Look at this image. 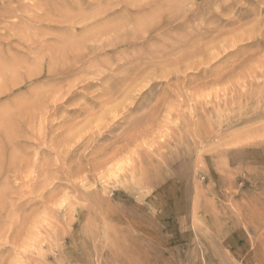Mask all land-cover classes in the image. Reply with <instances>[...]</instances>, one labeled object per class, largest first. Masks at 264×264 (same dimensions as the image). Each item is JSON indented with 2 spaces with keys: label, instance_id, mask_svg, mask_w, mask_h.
I'll list each match as a JSON object with an SVG mask.
<instances>
[{
  "label": "rangeland",
  "instance_id": "374dc122",
  "mask_svg": "<svg viewBox=\"0 0 264 264\" xmlns=\"http://www.w3.org/2000/svg\"><path fill=\"white\" fill-rule=\"evenodd\" d=\"M58 1L0 26L38 74L0 95V264H264V0Z\"/></svg>",
  "mask_w": 264,
  "mask_h": 264
},
{
  "label": "bare ground",
  "instance_id": "6f19581e",
  "mask_svg": "<svg viewBox=\"0 0 264 264\" xmlns=\"http://www.w3.org/2000/svg\"><path fill=\"white\" fill-rule=\"evenodd\" d=\"M19 1L20 0H0V26H2L0 29L3 31V28L6 30V28H7V30H8V27L10 28V29H16V28H19V29H22L23 28V26L25 25V24H23V23H21V21H18L19 19H21V18H19L18 16H17V14H19V12L23 9L24 10V8H26V6H25V4H22V3H19ZM39 1V0H38ZM52 1V0H51ZM58 1V0H57ZM72 1V0H71ZM77 1V0H76ZM75 1V2H76ZM79 1V0H78ZM77 1V2H78ZM81 1V0H80ZM79 1V2H80ZM42 2V1H41ZM40 2V3H41ZM59 2V1H58ZM68 2H69V0H68ZM54 3V2H53ZM63 3V2H62ZM66 3V2H65ZM44 5H45V3H43ZM49 4V3H48ZM59 4V3H58ZM67 4V3H66ZM69 4V3H68ZM39 5H42V4H39ZM39 5H38V7H39ZM56 5V4H55ZM76 5H77V3H76ZM50 6V5H49ZM70 6V5H69ZM101 6V5H100ZM46 7L48 8V5H46ZM28 8V7H27ZM71 8H74V7H71ZM179 8V7H178ZM30 9V8H29ZM63 9V8H62ZM101 9V8H100ZM27 10V9H26ZM47 10V9H46ZM58 10V9H57ZM75 10H76V7H75ZM77 10H79V9H77ZM76 10V11H77ZM81 10V9H80ZM93 10V9H92ZM129 10V9H128ZM48 11V10H47ZM64 11V10H63ZM62 11V12H63ZM71 11V10H70ZM84 11V10H83ZM99 11V10H98ZM125 11V10H124ZM131 11V10H130ZM150 11V10H149ZM182 11V10H181ZM17 13L16 15H14V16H16L15 18H17V21H15V23H7L5 20H4V18L5 17H7V14H11V15H13V13ZM24 12V11H23ZM34 12H37V11H34ZM60 12V11H59ZM65 12H66V10H65ZM111 12H112V9H111V11H110V14H111ZM115 12V11H114ZM127 12V11H126ZM144 12V11H143ZM20 13H22V12H20ZM45 13V12H44ZM70 13V12H69ZM72 13V12H71ZM89 14H92L93 12H91L90 13V11L88 12ZM123 13H125V12H123ZM186 13V12H185ZM26 13H24V15H25ZM32 14V13H31ZM56 14V13H55ZM54 14V15H55ZM88 14V15H89ZM96 14V13H95ZM99 14V13H98ZM128 14V13H127ZM126 14V15H127ZM152 14V13H151ZM181 14V13H180ZM39 15H41V14H39ZM53 15V16H54ZM69 15V14H68ZM111 15H113V14H111ZM109 16V18L107 19V17H106V21L108 22V23H110L111 22V24H112V21H114L115 19H113V18H115V16L113 15V16ZM116 15V14H115ZM130 15V14H129ZM138 15V14H137ZM183 15V13L181 14V16ZM197 15V14H196ZM10 16V15H9ZM8 16V17H9ZM27 16V15H26ZM83 16V15H82ZM106 16V15H105ZM117 16H119V15H117ZM185 16V15H184ZM189 16V15H188ZM28 17H29V14H28ZM55 17H56V15H55ZM122 18V20H123V16H121ZM131 17V16H130ZM153 17V16H152ZM186 18H187V16H185ZM194 17V16H193ZM192 17V18H193ZM2 18H3V20H2ZM48 18H50V17H48ZM105 18V17H104ZM129 18V17H128ZM132 18V17H131ZM141 18V17H140ZM143 18V17H142ZM146 18H148V17H146ZM176 18V17H175ZM179 18V17H178ZM186 18H185V20H186ZM8 19H10V18H8ZM74 19V18H73ZM92 19H96L95 18V15H94V18H92ZM117 19V18H116ZM125 19H126V17H125ZM153 19V18H152ZM169 19H171L170 17H169ZM194 19H196V18H194ZM15 20V19H14ZM29 20V19H28ZM40 20H41V18H40ZM85 20V19H84ZM97 20V19H96ZM103 20V19H102ZM128 20V19H127ZM127 20H126V22H127ZM174 20V19H173ZM197 20V19H196ZM25 21H26V18H25ZM25 21H24V23H25ZM30 21V20H29ZM39 21V20H38ZM61 21V20H60ZM83 21V20H82ZM82 21H80V22H82ZM92 21V20H91ZM106 21H103V22H106ZM144 21V20H143ZM156 21V20H155ZM154 21V22H155ZM159 21H160V19H159ZM9 22V21H8ZM62 22V21H61ZM60 22V23H61ZM93 22V21H92ZM98 22V21H97ZM102 22V23H103ZM120 22H122L121 20H120ZM125 22V23H126ZM145 22V21H144ZM143 22V23H144ZM146 22H147V20H146ZM149 22V21H148ZM158 22V21H157ZM174 22V21H173ZM30 23V22H29ZM32 23V22H31ZM39 23V22H38ZM69 23V22H68ZM89 23H90V21H89ZM134 23H135V21H134ZM149 23H152V22H149ZM23 24V25H22ZM33 24V23H32ZM31 24V25H32ZM41 24V23H40ZM46 24V23H45ZM79 24V23H78ZM83 24V23H82ZM87 24V23H86ZM104 24V23H103ZM106 24V23H105ZM104 24V25H105ZM122 24V23H121ZM128 24V22L126 23V25ZM142 24V23H141ZM144 24H146V23H144ZM37 25V24H36ZM39 25V24H38ZM37 25V26H38ZM50 25V24H49ZM48 25V26H49ZM67 25V24H66ZM65 25V26H66ZM71 25V24H70ZM85 25V24H84ZM104 25H101V26H104ZM110 25V24H109ZM113 25V24H112ZM148 25V24H147ZM152 25H155V23L154 24H152ZM151 24H149V27L150 26H152ZM51 26V25H50ZM72 26H74V25H72ZM71 26V27H72ZM83 26V25H82ZM145 26V25H144ZM161 26V25H160ZM186 26V25H185ZM185 26H183V27H185ZM25 27V26H24ZM45 27V26H44ZM67 27H69V26H67ZM95 27H97V25L95 26ZM142 27H143V25H142ZM141 27V28H142ZM149 27H147V28H149ZM162 27V26H161ZM165 27H166V25H165ZM29 28V27H28ZM42 28V27H41ZM52 28V27H51ZM66 28V27H65ZM79 28V27H78ZM121 30L123 29V27H122V25H121ZM139 28V27H138ZM9 29V30H10ZM35 29V28H34ZM72 29V28H71ZM95 29L98 31V27L97 28H94V31H91L90 30V28H89V32L87 31V33H90L91 32V34H92V32L93 33H95ZM151 29V28H150ZM6 30V31H7ZM109 30V29H108ZM116 29H114L113 30V32L116 34V31H115ZM119 28H118V31H121ZM133 30V29H132ZM132 30L130 31V33H132ZM134 30H136V31H138V29L136 28V29H134ZM139 30H143V29H139ZM2 31H0V36H1V32ZM13 31V30H12ZM19 31V30H18ZM26 31H28V30H25L23 33H26ZM31 31V30H30ZM35 33H36V31L35 30H33ZM78 31V30H77ZM105 31H107V29L105 30ZM105 31L103 32V33H105ZM124 31V30H123ZM11 32V31H10ZM21 32V30L19 31V33ZM29 32V31H28ZM32 32V31H31ZM41 32V31H40ZM82 32V31H81ZM85 32V31H84ZM108 32V31H107ZM107 32H106V34H107ZM112 32V33H113ZM134 32V31H133ZM140 32V31H139ZM143 32V31H142ZM142 32H140V33H142ZM145 32H147V31H145ZM33 33V32H32ZM68 33V32H67ZM86 33V32H85ZM110 33V32H109ZM7 34H9V32L7 33ZM29 34V33H28ZM40 34V33H39ZM70 34V33H69ZM100 34V33H99ZM111 34V33H110ZM119 34V33H118ZM123 34V33H122ZM136 34H137V32H136ZM135 33L134 34H131V35H136ZM142 34H144V33H142ZM146 34V33H145ZM165 34V33H164ZM163 34V35H164ZM14 36V38L16 39V41H18V43L21 41L20 39H21V35H22V33L19 35L18 33H16V34H13ZM25 35V34H24ZM26 35H27V33H26ZM34 35V34H33ZM67 35V34H66ZM79 35H80V33H79ZM89 35V34H88ZM88 35H87V37H88ZM40 36V35H39ZM83 36V35H82ZM81 36V37H82ZM91 36H93V38H94V36H96V35H91ZM102 36H103V34H102ZM112 36V35H111ZM110 36V37H111ZM116 36V35H115ZM123 36H124V34H123ZM126 36V35H125ZM140 36V35H139ZM139 36H138V39H139ZM159 38H160V36H162V34L159 36V35H157ZM8 37V40H9V36H7ZM25 37V36H24ZM23 37V38H24ZM34 37V36H33ZM58 37V36H57ZM65 37V36H64ZM83 37H86V36H83ZM86 37V39L85 40H87V39H89V38H87ZM99 37H100V35H99ZM98 37V38H99ZM128 37V36H127ZM186 37V36H185ZM189 37V36H188ZM1 38H3V37H1ZM30 38V37H29ZM39 38V37H38ZM40 38H42V37H40ZM91 38V37H90ZM96 38V40H97V37H95ZM94 38V39H95ZM104 37H102V39H103ZM106 38H107V36H106ZM105 38V39H106ZM108 38H109V36H108ZM112 38V37H111ZM162 38V37H161ZM160 38V39H161ZM44 39V38H43ZM42 39V40H43ZM46 39V38H45ZM82 39V38H81ZM120 39V38H119ZM126 39V38H125ZM130 40V38H127V40ZM137 39V40H138ZM186 39V38H185ZM31 40H34V38L33 39H31ZM40 40V42H41V39H39ZM67 40H69V39H67ZM73 40V39H72ZM116 40H117V37H116ZM124 40V39H123ZM126 40V41H127ZM128 40V41H129ZM140 40H141V38H140ZM5 41V40H4ZM9 41H11V40H9ZM15 41V40H14ZM26 41H27V39H26ZM47 41V40H46ZM74 41V40H73ZM83 41H84V39H83ZM92 41V40H91ZM99 41V39L97 40V42ZM102 41H104V40H102ZM113 41V40H112ZM134 41V40H133ZM135 41H136V39H135ZM134 41V42H135ZM148 41V40H147ZM151 41H152V39H151ZM163 41V40H162ZM8 42V41H7ZM13 42V41H12ZM11 42V43H12ZM43 42V41H42ZM58 42H60V41H58ZM76 42H77V40H76ZM79 42V41H78ZM121 42V41H120ZM149 42H150V40H149ZM148 42V43H149ZM155 42H157V39H156V41ZM10 43V42H9ZM37 43V42H36ZM79 43H81V41L79 42ZM84 43V42H83ZM92 43V42H91ZM99 43V42H98ZM109 43V42H108ZM107 43V44H108ZM116 43H117V41H116ZM25 44V42H24V40H23V45ZM35 44V43H34ZM40 44V43H39ZM69 44H74V43H69ZM68 44V47L70 46ZM84 44H86V43H84ZM104 44V43H103ZM102 44V46H104ZM107 44H106V47L108 48V46H107ZM110 44L112 45V43L110 42ZM114 44V43H113ZM145 44H146V41H145ZM151 44V43H150ZM165 44V43H164ZM246 44H248V43H246ZM3 45V44H2ZM12 45H13V43H12ZM20 45V44H19ZM22 45V46H23ZM32 45V44H31ZM51 45V48L53 47L52 46V44H50ZM59 45V44H58ZM64 45H67L66 43L64 44ZM63 45V46H64ZM75 45H76V43H75ZM109 45V44H108ZM128 45V44H127ZM126 45V46H127ZM139 45V44H138ZM148 45V44H147ZM160 45H161V42H160ZM6 46H7V44H6ZM21 46V45H20ZM41 46V45H40ZM43 46V45H42ZM45 46V45H44ZM61 46V45H60ZM77 46V45H76ZM79 46V45H78ZM91 46V45H90ZM94 46H95V44H94ZM97 46H98V44H97ZM99 46H100V44H99ZM130 46V45H129ZM128 46V47H129ZM134 46V45H133ZM140 46H141V44H140ZM164 46V45H163ZM8 47V46H7ZM46 47V46H45ZM56 47V46H55ZM55 47H53L54 48V50H55V52H57L58 50H62L61 48L60 49H58V48H55ZM66 47V46H65ZM110 47V46H109ZM120 47V46H119ZM135 47V46H134ZM153 47V46H152ZM154 47H155V45H154ZM156 47H158L159 48V46H158V43H157V46ZM166 47V46H165ZM2 48H4L5 49V51H8V50H10V49H8V48H5V47H2ZM21 48V47H20ZM23 48V50L21 51L22 53H23V55H25L24 53H26L28 50L26 49V47H22ZM30 48V47H29ZM38 48V47H37ZM42 48V47H41ZM48 48V47H47ZM64 48V47H63ZM82 48H84V47H82ZM81 48V50H83ZM95 48V47H94ZM99 48V47H98ZM126 48V47H125ZM125 48H123V49H125ZM138 48V47H137ZM39 49V48H38ZM58 49V50H57ZM80 49V48H79ZM79 49H71V48H68V49H65V50H63L62 52H65V53H67V52H69V53H75L76 55L77 54H79V53H81L80 51H79ZM104 49V48H103ZM142 49H143V46H142ZM163 49V48H162ZM162 49H160V50H162ZM30 50H31V48H30ZM48 50H50V49H48ZM96 50H97V47H96ZM112 50H114V52H115V48L114 49H112ZM117 50V49H116ZM155 50H156V48H155ZM33 51V50H32ZM38 51V50H37ZM43 51H47V50H42V53H43ZM51 51V50H50ZM84 51H85V49H84ZM103 51V50H102ZM120 52H121V50H119ZM118 51V52H119ZM125 51V50H124ZM126 51H129V49L128 50H126ZM142 51H145V48H144V50H142ZM151 51V50H150ZM16 52V51H15ZM88 52V51H87ZM86 52V53H87ZM105 52V51H104ZM152 52H153V50H152ZM158 52H160V51H158ZM161 52H163V51H161ZM6 53V52H5ZM19 53V52H18ZM46 53V52H45ZM45 53H43V54H45ZM90 53V52H89ZM126 53V52H125ZM131 53V52H130ZM136 52H134V54H135ZM150 54H151V52H149ZM154 53V55H156L155 54V52H153ZM7 54V53H6ZM9 54V53H8ZM7 54V55H8ZM15 54V53H14ZM41 54V53H40ZM50 54H52V53H50ZM49 54V55H50ZM101 54H102V52H101ZM106 54H108L107 52H106ZM105 54V55H106ZM123 53H121V55H122ZM137 54V53H136ZM139 54V53H138ZM147 54V53H146ZM28 55V54H27ZM26 55V56H27ZM30 55V54H29ZM32 55V54H31ZM30 55V56H31ZM39 55V54H38ZM61 55V54H60ZM97 55V54H96ZM109 55V54H108ZM113 55V54H112ZM120 55V56H121ZM126 55H127V53H126ZM125 55V56H126ZM149 55V54H148ZM158 55V54H157ZM33 56H35V54H33ZM37 56V55H36ZM44 56V55H43ZM45 56H47V55H45ZM51 56H53V54L51 55ZM99 56V55H98ZM110 56V55H109ZM114 56V55H113ZM119 56V55H118ZM147 56V55H146ZM25 57V56H24ZM27 57H29V56H27ZM38 57V56H37ZM100 57V56H99ZM102 57V56H101ZM144 57H145V55H144ZM33 58H35V57H33ZM85 58V57H84ZM103 58H104V56H103ZM134 58V57H133ZM135 58H136V55H135ZM137 58H140V57H137ZM142 58H143V56H142ZM37 60H38V62L40 63V65H42L43 64V62L44 61H46V69H47V71H49V73H50V75H52L53 74V69H54V66L52 65L53 64V58L52 57H50V59L47 61V59L46 60H44L42 57H38V58H36ZM35 59V60H36ZM61 59V58H60ZM69 59H71V57H69ZM69 59H68V61H69ZM81 59H82V56H81ZM112 59V58H111ZM111 59H110V61H111ZM117 60H118V58H116ZM129 59V58H128ZM144 59V58H143ZM141 60V59H140ZM32 61H33V59H32ZM62 61V60H61ZM65 61V60H64ZM63 61V62H64ZM67 61V62H68ZM81 61V60H80ZM96 61V60H95ZM112 61H113V59H112ZM127 61V60H126ZM125 61V62H126ZM137 61H139V60H137ZM77 62H79V61H77ZM125 62H123V63H125ZM57 63V62H56ZM59 63V62H58ZM65 63V62H64ZM60 64V63H59ZM89 64V63H88ZM116 64V63H115ZM57 65V64H56ZM67 65H68V63H67ZM75 65H77V64H75ZM91 65H92V63H91ZM105 65H106V62H105ZM107 65H109V64H107ZM106 65V66H107ZM29 66H30V62H29V59H26V58H22V57H16V55H15V57L13 56V57H8V56H6L5 54H4V52H2V50L0 49V81H2V78H4V80L5 79H10L9 77H12V78H15V80L14 81H12V79L9 81V83L6 85V83L5 84H0V95H2V94H4L5 92H7V90H11V89H13L15 86H17V85H19V84H22V83H24L25 82V77H29V76H31L32 75V77H33V72H34V70H31L30 68H29ZM69 66V65H68ZM93 66V65H92ZM34 67H36V66H32V68H34ZM61 66H59V68H60ZM81 67V66H80ZM107 67H109V66H107ZM68 68V67H67ZM76 68V67H75ZM83 68H84V65H83ZM83 68H81V70L83 69ZM90 68V67H89ZM93 68V67H92ZM113 68V67H112ZM111 68V69H112ZM45 69V70H46ZM64 69V68H63ZM79 69V68H78ZM93 69H95V67L93 68ZM92 69V70H93ZM97 69V68H96ZM65 70V69H64ZM100 70V69H99ZM103 69H101V71H102ZM119 70V69H118ZM42 70H40V72H41ZM57 71V70H56ZM62 72L61 73H63V74H66L65 73V71H63V70H61ZM72 71V70H71ZM75 71V70H74ZM73 71V72H74ZM87 71H88V69H87ZM94 71V70H93ZM100 71V72H101ZM104 71V70H103ZM109 71H110V69H109ZM37 72H39V71H37ZM80 72V71H79ZM91 72V71H90ZM105 72H107V71H105ZM34 73H36V72H34ZM48 73V72H47ZM59 73H60V71H59ZM94 73H95V71H94ZM112 73V72H111ZM37 74V73H36ZM45 74V73H44ZM76 74V73H75ZM79 74V73H78ZM78 74H77V76H78ZM85 74H87L86 72H85ZM88 74H90V73H88ZM93 74V73H92ZM98 74V73H97ZM110 74V73H109ZM38 75V74H37ZM55 75V74H54ZM54 75H52L53 77H54ZM73 75V74H72ZM48 76V75H47ZM95 76V75H94ZM103 76V75H102ZM102 76H101V78H102ZM110 76H112L111 74H110ZM69 77H71V76H69ZM115 77V76H114ZM51 77H49V79H50ZM63 78V77H62ZM67 78V77H66ZM72 78V77H71ZM74 78V77H73ZM100 78V77H99ZM112 78V77H111ZM28 79H30V78H28ZM39 79H41V78H39ZM48 79V78H47ZM52 79V78H51ZM54 79V78H53ZM59 79V78H58ZM65 79V78H64ZM92 79V78H91ZM4 80H3V82H4ZM8 80H6V82L8 81ZM31 80V79H30ZM35 80V79H34ZM42 80H45V79H42ZM93 80V79H92ZM100 80V79H99ZM109 80H110V78H109ZM64 81V80H63ZM73 81H75V80H73ZM118 81H120V79L118 80ZM123 81V80H122ZM2 82V83H3ZM34 82H37V81H34ZM56 83H58L57 82V79H56V81H55ZM65 82V81H64ZM90 82V81H89ZM11 83V84H10ZM30 83H32V82H30ZM42 83V82H41ZM49 83V82H48ZM47 83V84H48ZM53 83H54V81H53ZM60 83H62V82H60ZM60 83H59V85H60ZM66 83V82H65ZM71 83V82H70ZM70 83H69V86H70ZM38 84V83H37ZM42 84H45V82L44 83H42ZM41 84V85H42ZM52 84V83H51ZM1 85H5V86H1ZM30 85V84H29ZM40 85V84H39ZM58 85V84H57ZM72 85H74V84H72ZM75 85H76V83H75ZM83 85V84H82ZM32 86V85H31ZM35 86H36V83H35ZM47 86V85H46ZM49 86H50V84H49ZM56 86V85H55ZM85 86H88V83H87V85H85ZM85 86H83L84 87V89H85ZM75 86H73V87H70V88H68V89H72V88H74ZM93 87V86H92ZM36 88H38V87H36ZM80 88V87H79ZM24 89V88H23ZM26 89H28L29 90V88L27 87V88H25V90ZM46 89V88H45ZM82 89V88H81ZM106 89V88H105ZM104 89V90H105ZM19 90H22V89H19ZM18 91V90H17ZM55 90H53V92H54ZM67 91V90H66ZM73 91V90H72ZM32 92H33V89H32ZM34 92H35V90H34ZM37 92V91H36ZM68 92V91H67ZM78 92V91H77ZM101 92V91H100ZM15 93H18V92H15ZM14 93V94H15ZM22 93H23V91H22ZM71 93V92H70ZM106 93V92H105ZM12 94V93H11ZM50 94V93H49ZM140 94V93H139ZM142 94V93H141ZM17 95V94H16ZM19 95V94H18ZM32 96H33V94H31ZM38 95V94H37ZM43 95V94H42ZM71 95V94H70ZM138 95V94H137ZM136 95V96H137ZM10 96V95H9ZM20 96H22V95H20ZM23 96H25V94L23 95ZM22 96V97H23ZM39 97L41 96V95H38ZM64 96H65V94H64ZM64 96H63V98H64ZM66 96H68V95H66ZM65 96V97H66ZM141 96V95H140ZM14 97H16L15 95H14ZM37 97V96H36ZM75 97V96H74ZM98 97V96H97ZM6 98H8V96L6 97ZM17 98V97H16ZM27 98V97H26ZM28 98H30L31 99V96H30V94L28 95ZM28 98H27V100H26V102L28 101ZM34 98V97H33ZM38 98V97H37ZM100 98V97H99ZM138 98H139V96H138ZM2 99H4V98H2ZM2 99H0V101L2 100ZM23 99V98H22ZM25 99V98H24ZM58 99V98H57ZM56 99V100H57ZM96 100H97V98H95ZM134 99V98H133ZM17 100V99H16ZM16 100H15V105H16ZM32 100V99H31ZM9 101L10 102H13L12 101V99L10 98L9 99ZM21 101V100H20ZM51 101H53L52 99H51ZM26 102H24V105L26 106ZM31 102V101H30ZM29 102V103H30ZM34 102H36L35 101V98H34ZM49 102V101H48ZM2 103V102H1ZM23 103V102H22ZM26 103V104H25ZM52 103V102H51ZM54 103V102H53ZM10 104V103H9ZM30 104H32V103H30ZM34 104V103H33ZM41 104V102L39 103V105ZM48 104V103H47ZM11 105H13V103L11 104ZM21 105V104H20ZM29 105V104H28ZM36 105V104H35ZM42 105V104H41ZM40 105V106H41ZM108 105V104H107ZM110 105H112V104H110ZM23 106V105H22ZM40 106H38V108L40 107ZM44 106V105H43ZM56 106V105H55ZM105 106H106V104H105ZM15 107H17V105L16 106H12V109H13V111H14V109H15ZM45 107V106H44ZM54 107V106H53ZM22 107L20 106V109H21ZM25 108V107H24ZM50 108V107H49ZM48 108V109H49ZM52 108V107H51ZM3 109V108H2ZM4 110H6L5 108L3 109V111H1L0 112V125L2 124H7V122H8V124H7V126L9 125L10 126V124H9V120H7L6 119V114L8 113H5V111ZM17 110H18V108H17ZM103 110V109H102ZM105 110V109H104ZM10 111V110H9ZM15 111H16V109H15ZM44 112H45V110H43ZM49 111V110H48ZM101 111V110H100ZM12 113V112H11ZM100 113H102V111L100 112ZM14 114V113H13ZM18 114V113H17ZM34 114V113H33ZM32 114V115H33ZM41 114V113H40ZM10 115V114H9ZM9 115H7V116H9ZM33 116H35V115H33ZM32 116V117H33ZM100 116H101V114H100ZM11 117H12V115H11ZM97 117V116H96ZM99 117V116H98ZM16 118V117H15ZM18 118V117H17ZM34 119V118H33ZM32 119V120H33ZM89 119V118H88ZM94 119H96V118H94ZM98 119V118H97ZM13 120H14V118H12V122H13ZM16 121H17V119H15ZM29 120V119H28ZM31 120V121H32ZM24 121V120H23ZM90 121V120H89ZM15 122V121H14ZM93 122V121H92ZM17 123H18V121H17ZM29 122H27V124H28ZM98 123H100V122H98ZM21 124V123H20ZM17 125V124H16ZM31 124H29V126H30ZM92 125H93V123H92ZM96 125H98V124H96ZM13 126H14V124H13ZM13 126H12V124H11V126L10 127H12L13 128ZM21 126V125H20ZM19 126V127H20ZM23 126V125H22ZM22 126H21V128H22ZM25 126V125H24ZM94 126V125H93ZM16 127V126H15ZM26 127V126H25ZM28 128V127H27ZM26 128V129H27ZM32 128H33V126H32ZM1 129H2V127H1ZM15 129V128H14ZM17 129H18V125H17ZM28 129H30V128H28ZM34 129V128H33ZM32 130V129H31ZM0 131H2V130H0ZM16 131V130H15ZM20 131H21V129H20ZM23 131V130H22ZM7 132V129L5 130V132L3 131V132H0V163H1V161H3L4 159V153H7V151L6 152H3L4 151V148H3V146H2V144L4 143L3 141L5 140V133ZM26 132V131H25ZM24 132V133H25ZM30 132H32V131H30ZM11 133V132H10ZM14 133V132H13ZM16 134V137H18V135H19V133H18V130H17V132H15ZM18 133V134H17ZM71 133V132H70ZM7 134L8 133H6V138L8 137L7 136ZM22 134V133H21ZM27 136V135H26ZM26 136H25V138L24 139H26ZM14 138V136L12 135V138L11 139H13ZM6 140H9V142H10V138L9 139H6ZM5 140V141H6ZM15 140V139H14ZM15 141H18V140H15ZM15 141H13V143L15 142ZM32 142H34V141H32ZM6 144H7V141L5 142ZM4 143V144H5ZM11 143H12V141H11ZM22 143V142H21ZM20 143V144H21ZM29 143V142H28ZM5 144V145H6ZM17 144H18V142H17ZM17 144H16V146H17ZM27 144V143H26ZM9 145V144H8ZM12 144H10V146H11ZM22 145V144H21ZM15 146V145H14ZM27 146V145H26ZM13 147V146H12ZM11 147V148H12ZM20 146H19V144H18V148H19ZM5 148H6V146H5ZM9 148V147H8ZM11 148H9V150L11 149ZM21 148L23 149L24 147H22L21 146ZM26 148V147H25ZM15 150V149H14ZM17 151H18V149H16ZM25 150V149H24ZM12 150H10V153H12L11 152ZM16 151V152H17ZM26 152H27V150H26ZM26 152L24 151V153L26 154ZM17 154V153H16ZM22 154V153H21ZM6 155V154H5ZM12 155V154H11ZM19 155H20V152H19ZM27 155V154H26ZM9 156V155H8ZM16 156V155H15ZM20 157H21V155H20ZM10 158V157H9ZM21 158H23V157H21ZM20 158V159H21ZM12 159V158H11ZM7 160V158L5 157V161ZM10 160V159H9ZM19 161H21V160H19ZM3 163H4V161H3ZM3 163H2V166H3ZM19 163V165L21 164L20 162H18ZM11 165H12V163H11ZM13 165H15V164H13ZM22 165V164H21ZM147 165V164H146ZM0 168H2L1 166H0ZM3 169H6L5 167L3 168ZM2 169V170H3ZM5 172H6V170H5ZM20 172H21V170H20ZM3 192V191H2Z\"/></svg>",
  "mask_w": 264,
  "mask_h": 264
}]
</instances>
